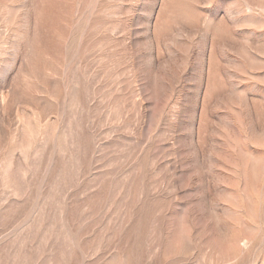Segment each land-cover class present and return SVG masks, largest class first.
<instances>
[{
  "label": "rangeland",
  "instance_id": "obj_1",
  "mask_svg": "<svg viewBox=\"0 0 264 264\" xmlns=\"http://www.w3.org/2000/svg\"><path fill=\"white\" fill-rule=\"evenodd\" d=\"M0 264H264V0H0Z\"/></svg>",
  "mask_w": 264,
  "mask_h": 264
}]
</instances>
